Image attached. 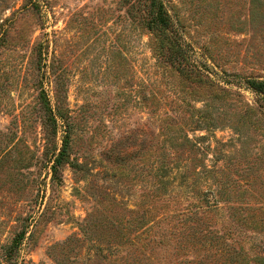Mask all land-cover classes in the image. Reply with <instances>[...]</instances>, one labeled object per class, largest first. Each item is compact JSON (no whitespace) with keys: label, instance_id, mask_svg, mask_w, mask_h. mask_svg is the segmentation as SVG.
I'll list each match as a JSON object with an SVG mask.
<instances>
[{"label":"rangeland","instance_id":"rangeland-1","mask_svg":"<svg viewBox=\"0 0 264 264\" xmlns=\"http://www.w3.org/2000/svg\"><path fill=\"white\" fill-rule=\"evenodd\" d=\"M252 79L264 0H0V264H264Z\"/></svg>","mask_w":264,"mask_h":264},{"label":"trees","instance_id":"trees-1","mask_svg":"<svg viewBox=\"0 0 264 264\" xmlns=\"http://www.w3.org/2000/svg\"><path fill=\"white\" fill-rule=\"evenodd\" d=\"M165 23H166V19H163V15L159 14L157 19H156V24L162 26ZM246 85L249 88L253 89L254 91H257V92L264 94V80H254V79L247 80ZM66 148H67V141L65 139L60 153L58 154L57 158H55L54 167L59 164L61 156H65Z\"/></svg>","mask_w":264,"mask_h":264}]
</instances>
